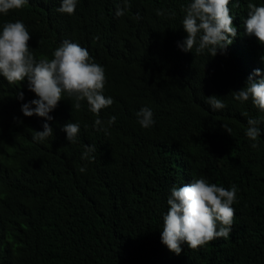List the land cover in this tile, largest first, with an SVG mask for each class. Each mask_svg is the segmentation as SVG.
I'll list each match as a JSON object with an SVG mask.
<instances>
[{
    "label": "trees",
    "instance_id": "obj_1",
    "mask_svg": "<svg viewBox=\"0 0 264 264\" xmlns=\"http://www.w3.org/2000/svg\"><path fill=\"white\" fill-rule=\"evenodd\" d=\"M189 2L130 0L117 17L121 0H78L74 15L57 11L61 0H29L0 14V30L26 25L37 59H51L64 40L88 49L114 100L99 118L116 117L105 135L86 102L76 111L66 98L50 113L54 135L34 141L44 120L21 106L35 93L0 76V264H264V112L232 94L264 70V45L243 27L248 3L264 0H230L237 36L215 57L178 47ZM213 95L227 107L211 111ZM143 107L154 115L148 129L136 116ZM249 118L260 121L256 149L245 134ZM67 122L80 125L75 144L62 131ZM87 145L96 147L94 161L82 159ZM200 177L236 186L233 230L199 251L185 244L177 256L161 242L167 199L173 186Z\"/></svg>",
    "mask_w": 264,
    "mask_h": 264
},
{
    "label": "clouds",
    "instance_id": "obj_2",
    "mask_svg": "<svg viewBox=\"0 0 264 264\" xmlns=\"http://www.w3.org/2000/svg\"><path fill=\"white\" fill-rule=\"evenodd\" d=\"M29 0H0V14L7 16L10 11L22 10ZM78 0H61L58 12L74 15ZM123 7H117L115 15H125L130 7V0H121ZM239 0H236L238 6ZM230 0H190L183 9L185 15L182 26L187 33L178 47L185 53L199 55L207 52L210 57L218 53L225 54L228 46L237 36V27L230 12ZM247 17L243 21L245 35L254 36L264 45V6L248 3ZM157 15H163L157 10ZM174 16L175 14L172 13ZM139 19V15H137ZM31 33L21 20L7 22L0 30V76L9 85L20 86L27 81L29 91L35 93L36 99L23 103L21 111L24 116H37L44 120L42 131H35L33 140L45 142L54 135L50 115L62 100L72 101V109L79 111L82 102H86L88 110L97 119L94 127L109 135L108 128L115 124L116 117H110L106 122L100 117L102 110L111 107L114 100L105 96L107 77L102 65L94 62L88 49L77 43L64 40L52 53V58L37 59L29 41ZM236 101L241 103L251 100V103L264 112V70L255 69L246 80L245 86L232 92ZM17 99L23 101L24 93L18 90ZM206 103L211 111L225 109L226 104L217 96H209ZM138 123L144 129L155 124L150 108L143 107L137 113ZM107 124V127H105ZM260 121L247 120L246 136L256 149L261 129ZM87 127V126H85ZM231 134V128L223 125ZM68 142L75 144L80 133L79 123L67 122L62 126ZM95 145L85 146L82 159L94 161ZM81 173L85 167L79 169ZM237 188L230 189L209 183L204 178H194L183 186H173L167 199L168 209L163 216L161 242L167 249L181 254L183 245L193 251H199L210 242L218 239H228L232 233L235 218V208L238 203Z\"/></svg>",
    "mask_w": 264,
    "mask_h": 264
}]
</instances>
